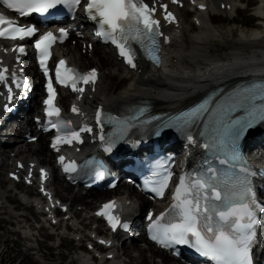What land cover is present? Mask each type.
Listing matches in <instances>:
<instances>
[{
	"label": "snow or ice",
	"instance_id": "6c2138e0",
	"mask_svg": "<svg viewBox=\"0 0 264 264\" xmlns=\"http://www.w3.org/2000/svg\"><path fill=\"white\" fill-rule=\"evenodd\" d=\"M172 3L180 4L181 0H172ZM0 5L21 17L33 14L47 17L53 14L52 10H59L58 6L75 15L76 9L82 7L86 17L95 21L98 34L104 41L115 46L119 57L132 69L137 68V53L133 44H138L147 59L160 67L161 38L164 43H168L170 39L161 31V22L155 18V4L150 6L146 0H83V3L82 0H0ZM159 7L164 9V19L168 23L176 21L167 4H161ZM205 7L200 5L202 10ZM38 31L35 25H21L17 20L0 12V39L24 41L26 38L35 37ZM68 36L69 31L61 27L58 34L45 31L34 41L40 67L48 78L45 85L48 95L43 100L46 117L43 127L45 131L55 130L51 147L57 152L60 151L61 145L83 144L82 134L93 133V128L87 124H83L79 129L73 128L71 121L61 117V109L55 103L56 90L49 75L47 61L51 56L52 45L57 40L63 42ZM13 51L16 53L15 60L19 63L21 55L25 54V47L21 44ZM20 72L23 73V69H20ZM96 80L97 70L94 68L87 73H79L68 67L64 59L56 64L55 81L64 86H71L74 92L83 94L84 88L78 85H95ZM0 83L7 87L8 103L4 105V110L12 111L10 105L16 99L12 85L27 95L28 79L22 74L18 75L16 71L10 72L9 68L0 62ZM72 111L79 113L80 109L73 105ZM145 111V108H138L136 114L131 116H109L107 123L113 125V129L105 134L103 110L98 108V139L104 146V151L112 152L117 143L136 127ZM39 119L37 117L38 121ZM201 121H204L205 130L200 132L204 140L200 147L213 153L225 167L216 168L205 161L207 167L202 171L184 172L180 175L168 207L159 215L154 216L151 211L147 213L148 236L161 248L174 250L177 256L179 251H176V246H187L214 264H254L252 253L259 240L258 211L264 212V205L258 200L253 178L257 175L264 176V170L257 172L253 169L243 156L240 144L251 130L264 124V83L233 89L229 93H222L219 99L209 96L202 103L160 125L155 134L159 136L164 128H175L189 143L195 144L196 139L191 129ZM135 143L139 144L140 141ZM58 161L65 173L76 172L81 167L75 160L65 163V157L62 155L58 157ZM92 163L91 160L85 161L84 167ZM161 167L162 172H153V176L157 177L155 180L144 182V190L159 198L164 197L173 176L167 166ZM105 171L98 173L100 179H103ZM12 175L13 178L19 179L15 174ZM40 175L41 180L47 178L44 169L40 170ZM109 186L117 187L116 184ZM41 191L51 199L50 193L43 187ZM122 211L123 204L120 201L109 200L101 206L96 215L106 219L113 232L119 229L127 232L130 223L122 219ZM100 243L111 245L112 241L101 240Z\"/></svg>",
	"mask_w": 264,
	"mask_h": 264
},
{
	"label": "bare ground",
	"instance_id": "6f19581e",
	"mask_svg": "<svg viewBox=\"0 0 264 264\" xmlns=\"http://www.w3.org/2000/svg\"><path fill=\"white\" fill-rule=\"evenodd\" d=\"M216 1L217 0H210V10L213 13L219 14L215 3ZM226 1H229L233 6L237 7L236 0ZM262 3H264V0H262ZM260 13L264 14V10H257L256 8L254 14L258 15ZM183 14L184 12L180 13V15ZM223 15L226 17L227 13ZM202 18L203 26L198 31L192 32L186 24L183 26L181 35L175 39L173 45L165 52L163 66L159 69H148L147 66H142L140 74L128 75L114 62L111 54L106 53L102 49L100 50L104 52L95 51L93 57H91L92 66L90 67H96L93 65L94 63L100 66L99 69L101 73L105 74L101 85L97 87L96 94L93 97L95 102L108 108L115 109L123 106L135 105L140 101H149L156 111H172L192 104L198 100L205 91L212 87L227 85L231 88L236 82L251 77L264 76V35L260 38L257 37V35L263 34V31L258 32L255 30L252 32L244 28L245 31L241 29L242 27H239L238 34L234 37V26L227 24L225 28L220 29L214 26V20L210 14H203ZM186 34L188 35L187 37ZM224 39L225 41L223 43L228 46L227 50L229 53L222 58L213 54L211 46L212 43L223 41ZM224 44H222V46ZM205 49L206 51L203 52ZM101 54L104 56L101 57ZM63 55L68 57L70 63L82 70L90 68L87 67L90 63V58L78 53L73 48H67V50L63 52ZM96 55H100L101 59L97 58ZM108 55H110V59H108ZM102 63L103 67L101 68ZM113 76H118L121 79L127 80V84L115 89L117 87L116 84L112 83L110 80V77ZM36 99L37 98L34 97V105L29 109L31 113L36 111ZM25 125L27 128L31 129V120H27ZM24 148L25 151H22L23 145H20L11 150L10 153H15L16 158H24L26 154L27 157L35 158L40 165H46L45 158L51 157L46 145H44L43 139H40L36 145H26ZM9 159L10 158H8V160ZM1 168H7L6 163L3 161L1 162ZM4 181L5 179H2L1 183ZM124 187L129 189L127 186ZM61 189L62 188L57 189V191L56 189L54 190L58 193ZM7 193V190L0 191V197L4 196L3 199H6L5 195ZM90 193L91 194L88 196L75 194L68 199H79V202L84 204L86 208H90V206L93 205L91 202L100 201L99 203H101L105 201L103 200L104 194L97 192ZM116 196H120L119 191L107 197L110 199ZM60 199L63 201L62 197ZM127 200L132 203L130 214L133 218H137V215L145 211L146 207L149 205L147 201L135 193ZM138 201L140 205L137 207L136 203ZM67 202L69 201L67 200ZM78 206L82 207L83 205ZM0 211L8 214L10 220H12L14 224L22 222V219L24 224L18 228L21 234L26 235L25 238L32 241L27 246L29 248L36 246V244L33 243L35 230L32 229V224L27 221L28 217L24 211L15 212V207H8L1 199ZM86 219L87 214L82 217L81 221L76 220L77 226H82ZM30 233L31 235H29ZM59 233H66V230L61 229ZM138 241H140L139 243H144L143 235L138 237ZM129 246L126 249V253L128 255L135 253L139 258L142 257L143 260H141V263L155 264V255L158 257L164 256L163 253L153 251L150 247L146 250L141 244H139V246L132 245L133 250L131 249L132 247ZM145 254L146 258H144ZM46 255L50 258L55 257L52 256L51 253ZM55 255H58V257L60 256L58 253ZM76 255L77 254H74V257ZM74 257L71 258L72 261ZM117 257L116 260L124 263L125 256L117 255ZM78 259H80V257H78ZM39 261L40 264H58L57 262L48 263V260L40 255Z\"/></svg>",
	"mask_w": 264,
	"mask_h": 264
},
{
	"label": "rangeland",
	"instance_id": "374dc122",
	"mask_svg": "<svg viewBox=\"0 0 264 264\" xmlns=\"http://www.w3.org/2000/svg\"><path fill=\"white\" fill-rule=\"evenodd\" d=\"M219 20L222 22V24H218L217 25L218 27H220V29L225 28L227 24H229L230 26L232 25V24H230L231 22H228L226 20H222V18H220ZM251 23H252V20H251L250 17H248L247 14H245V13H238L237 19L235 20V23H234V30H233V33L234 34H233V36L234 37L237 36L238 30H239V26L245 25V26H248L249 27V25ZM241 29L242 30H245L243 27ZM248 31H250V30H248ZM221 41L214 42V43H212V46H211L212 49H213V54H216L219 57H223V56H225L226 54L229 53V51L227 50L228 49V46L223 43L225 41V39L222 42ZM213 44H214V47H213ZM222 44H224V45L222 46ZM78 51L79 50L77 49V52ZM96 51L104 52V51H102L100 49H98ZM78 53L82 54L81 52H78ZM96 57L99 58V59H101L100 55H98V56L96 55ZM108 59H110V55H108ZM90 66H92V59L91 58H90V63L87 65V67H90ZM102 67H103V63H102L101 68ZM110 78H111L110 80L112 81V83L116 84V86H117L115 89H118V87H122L125 84H127V80L121 79L118 76H114V77H110ZM60 188L63 189V186L61 184H59V181H56V184H55L56 191H57V189H60ZM58 194H59L60 197H63L66 200V202H67V200L68 201H71V200L68 199L70 197H68V194L66 192H61L60 191V192H58ZM73 195H75V194H73ZM106 198L108 199V197H105L104 196L103 199L106 200ZM78 201H80V200L78 199ZM0 225H4V223L3 222H0ZM48 240L53 241L52 239H48ZM138 242H140V241H138ZM138 242H136L134 245L137 244L139 246ZM11 246L12 245H8L9 248H11ZM46 246H47V244H44V247H45L44 252L47 251V250H49V248H47ZM129 247H132V245H130ZM15 249L18 250V252H19L22 248H19V247L16 246ZM72 249L74 251L76 250V248H72ZM131 249L133 250V247ZM62 254H64V252H62ZM147 255H149V254H147ZM52 256H55V255H52ZM63 256H62V261L61 262H62V264H67L68 259H65V257H63ZM144 258H146V254L144 255ZM19 259L22 260L21 264H35V261H33L32 259H29V258H25L24 256H22V254L16 253L15 250H13V249L7 250L6 253L2 255V258H1L2 263L1 264H17L18 261H19ZM140 259L143 260L142 257H140L139 259H135L134 262L132 260V264H140ZM51 260L53 262H59L58 261V258L51 259ZM142 263L143 264H146L144 262H142Z\"/></svg>",
	"mask_w": 264,
	"mask_h": 264
}]
</instances>
